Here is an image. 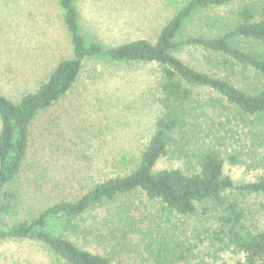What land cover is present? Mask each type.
Returning <instances> with one entry per match:
<instances>
[{
    "label": "trees",
    "instance_id": "trees-1",
    "mask_svg": "<svg viewBox=\"0 0 264 264\" xmlns=\"http://www.w3.org/2000/svg\"><path fill=\"white\" fill-rule=\"evenodd\" d=\"M237 0H189L153 41L117 46L86 43L73 0H59L72 58L61 60L36 91L13 102L0 92V215L9 212L37 115L64 96L88 59L156 63L160 66V114L136 166L97 183L74 201L55 203L38 216L12 225L0 223V241L29 240L43 245L58 264H115L111 257L84 250L47 229L64 220L91 238V223L77 220L94 207L110 205L105 224L119 247L154 264H264V231L252 213L230 196H264V88L245 89L216 73L195 69L173 54L193 46L216 54L218 66L249 68L264 76V0H243L222 35L189 36L176 42L194 12L226 7ZM185 160L184 168L156 170L158 161ZM243 165L258 175L236 184L224 165ZM140 197V198H139ZM107 205V206H108ZM151 205L152 209H148ZM250 214V215H249ZM138 237L137 244L130 242Z\"/></svg>",
    "mask_w": 264,
    "mask_h": 264
},
{
    "label": "rangeland",
    "instance_id": "rangeland-1",
    "mask_svg": "<svg viewBox=\"0 0 264 264\" xmlns=\"http://www.w3.org/2000/svg\"><path fill=\"white\" fill-rule=\"evenodd\" d=\"M189 0H73L86 43L117 46L136 39L153 41L160 29ZM243 0L226 7L196 11L186 21L176 42L189 36L222 35ZM173 54L195 69L227 77L245 89L264 88V76L249 68L225 69L216 54L180 46ZM72 58L69 34L59 0H0V92L13 102L36 91L54 67ZM156 63L88 59L71 89L35 118L21 171L12 184V206L0 223L12 225L38 216L60 201H74L97 183L131 171L154 133L160 114ZM182 159V158H181ZM161 158L155 169L184 168L185 160ZM235 185L258 175L243 165H224ZM230 196L237 200L264 231V196ZM140 198V197H139ZM94 207L77 220L91 223V238L72 231L64 220L50 221L47 229L84 250L111 257L115 264H154L137 250L114 253L119 247L105 224L110 205ZM152 209L151 205H147ZM249 214V215H250ZM138 237L130 242L137 244ZM202 257L190 259L199 264ZM210 264H216L209 261ZM0 264H58L43 245L29 240L0 241ZM180 264V263H178Z\"/></svg>",
    "mask_w": 264,
    "mask_h": 264
}]
</instances>
